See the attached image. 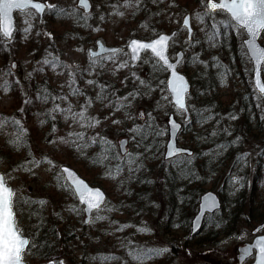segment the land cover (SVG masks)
<instances>
[{"label": "rangeland", "instance_id": "374dc122", "mask_svg": "<svg viewBox=\"0 0 264 264\" xmlns=\"http://www.w3.org/2000/svg\"><path fill=\"white\" fill-rule=\"evenodd\" d=\"M42 1L65 9L67 13H75V15H64V18L55 17L51 14V10L48 9L43 22L39 23V16L34 11L29 10L17 13V28L14 39L11 42H7L0 36V116L9 120L13 117L12 115L15 111V108L10 107L18 105L12 93L8 90L5 91L3 87L5 81L9 84L10 80L16 77L22 83H25V81H37L40 88L44 86V89H47L54 97H67L66 101L58 99L55 103L60 104L61 108H67L70 104L74 112H79L81 106L85 105L86 100L92 98L93 103L91 107L87 108L86 116L99 119L101 123L94 128H82L80 123L71 119L65 120L64 114L58 113L55 115L52 126L44 127L42 124V121L45 120L42 114L44 111H30L28 116L24 114V111H21L25 100L20 105L21 117L17 116L20 124L25 126L21 133L13 130L8 122L0 119V125H2L0 127V170L4 173L7 183L13 188L17 204L21 206L17 226L22 233L30 237L38 226V220L40 218H42L41 221L47 220L46 217L42 216V213L47 216V214L51 213V210L56 209L55 218H58L59 214L60 219H66L61 212L69 214V217H67L69 220L73 218L75 220L79 217L77 216V212H79L77 210V201L71 200L68 187H62L66 180L59 169L60 165L68 163L67 148L72 144L71 141L75 139L70 137L69 133L83 132L86 141H91L93 137L97 138V140H99L100 136L106 137L108 141L116 146V150L120 149L119 142L121 140H128V151H136V142L132 141L131 135L127 130L133 127L134 123H142L143 121L127 119L123 109L113 114L112 110L105 106L109 101L101 103L92 97L89 91L91 85L86 83L87 80L91 79L99 84L112 86V92L115 95L110 97L111 99L127 96L131 92L126 91L122 96L120 94L121 83L128 90L132 86L138 88L140 95L131 102V107L127 109V112L131 113L133 117L140 111L152 113L155 120L160 125L165 123L166 127L168 115L174 112L170 99L168 101L162 100V95L168 96L166 91L163 92L162 84L159 83L162 81L164 73L155 67V60L149 54H145L140 63L133 66L127 50L124 49V52L118 54L116 63L127 61L128 67L113 72L116 65L111 61H102L104 65L102 68L97 66L95 69H91L89 48L96 49L97 40H102L108 46L125 47L127 42L134 37L149 39L162 31L170 32L173 29H178L179 32L176 40L172 43L170 54L174 57L179 49H183L186 52V58L180 69L191 79L198 70L211 69L212 67L209 66H212L217 60L223 61L226 66L229 64L228 71L230 73L225 76L224 81L220 78L221 85L216 89L217 100L222 101L227 106L233 102L234 93H246L247 90H250L249 82L252 85L251 62L241 52L239 45L244 34L241 32L237 34L235 29H230L225 37L228 38L230 36L232 38L234 37L233 33H236V37L239 36V39L236 43H233L231 39L230 45L228 44V39L226 41L227 48L222 49L217 42L219 40L218 36L216 37L215 46L210 44L207 37V34L211 33L209 18L213 19L212 15L205 16L203 23L197 20L196 14L205 11L203 5L207 0H158L157 3H154L153 0H142L139 10L135 7H123L126 0H91L93 7L86 23L84 20L79 19L84 14L81 9L77 8V0ZM187 12L191 13L192 24L196 31L191 47L185 43L187 40L186 32L180 29L181 19ZM119 13H123V15ZM101 16L104 17L103 20L100 19ZM216 19L219 21L224 20L223 17H217ZM26 20L32 25L27 35L23 31L28 26L25 23ZM50 20L52 24L49 22ZM49 33L51 36L47 35ZM29 39L35 40V49L33 51L25 49L27 47L26 41ZM260 42L264 45V34L261 35ZM6 53L10 56L7 64L3 59ZM193 56H198L199 61H202V63H194L192 60ZM53 58H58L62 65L67 67L58 66L53 68L50 65H42L45 59L52 60ZM212 58H216V60L213 61ZM12 62L16 64L15 69H10ZM194 65H197L198 68H194ZM9 71L11 74L6 75ZM213 71L220 73L216 67L213 68ZM69 72L75 76L73 87L82 90L83 95L76 96L71 94V89L68 87V82L71 79ZM132 73H135L139 80L134 79ZM126 77L127 79H125ZM140 80H144L146 84H149L152 91L149 92L146 87L141 85ZM44 81L48 82V84H43ZM18 84L23 87L20 82ZM92 91L96 93V87ZM196 93L197 91L195 90L194 94ZM189 100L191 112H194L197 103L193 100L192 94ZM49 102L52 104V109L54 106L53 101L49 99ZM1 112H5V115H1ZM175 114L178 120L183 119V116L176 111ZM113 120H121L122 123L113 124ZM53 128H55V131H53ZM18 138L23 141L22 143L26 147L20 146L22 143L18 145L13 143ZM178 138L180 144L186 146L188 135L181 133ZM28 139L31 140L29 145L27 144ZM257 140L264 142V134L259 133ZM255 152H252L253 155L251 157L253 158H250L251 161L248 166L245 169L242 168L239 172L240 174L247 168L250 169L249 176L247 175L248 178H246L248 190L254 183ZM45 158L52 161L53 164L47 163ZM32 160L41 161V163L36 166L29 163ZM71 166L94 184L97 183L92 182L94 181L92 178H97L96 174L99 173L101 184L97 185L106 190L109 198L112 196L114 184L112 180L107 179L106 175L96 169H89L88 171L80 164ZM259 175L257 198L262 200L260 204L264 208V172L261 170ZM58 176L61 177L60 182L57 181ZM235 178L236 181L239 180L238 177ZM239 183L235 182L234 186L237 187ZM54 195L55 198H59L62 201L53 200L50 202V198L53 199ZM25 200H28L29 203H24ZM40 201H45L46 203L41 204L39 203ZM58 205L62 206V210H58ZM261 211H264V209ZM106 212L110 211L106 210ZM79 218L84 220V214ZM67 219L66 221H68ZM92 219L96 220V213ZM115 224L113 223L111 230H109L112 237L104 233V237L100 239V245L102 246L99 251L105 252L107 249L115 250L116 252L122 251L121 240L119 234L115 231ZM204 228L200 235H203L210 226H205ZM252 230V226L242 223L237 234L223 236L217 244L192 246L184 249L175 264H236L238 248L252 241L254 237L251 233ZM156 239L160 242L162 238ZM98 246L99 243L97 244ZM27 257L29 259L24 257L26 264H49V262H40L37 259L31 260L29 255ZM251 261L252 259L246 264ZM63 263L66 264L67 262L64 260Z\"/></svg>", "mask_w": 264, "mask_h": 264}, {"label": "trees", "instance_id": "16d2710c", "mask_svg": "<svg viewBox=\"0 0 264 264\" xmlns=\"http://www.w3.org/2000/svg\"><path fill=\"white\" fill-rule=\"evenodd\" d=\"M63 10L66 12L65 9ZM50 12L55 17L64 16L56 11L51 10ZM213 16L214 19L217 17L228 19L221 13L212 14ZM49 22L52 24L51 20ZM209 23L212 32L213 19L209 18ZM233 36L232 38L230 36L226 38L225 35L218 36L219 46L222 49L227 48L228 39V44L231 39L233 43H236L239 36L236 37V33H233ZM26 42L25 49L33 51L35 40L29 39ZM239 45L246 57L241 43ZM9 57L7 53L3 57L6 64ZM212 59L216 60V58ZM213 65L209 66L212 67L209 70H198L192 77L194 81L192 96L197 107L192 112L190 123L183 127V133L188 135L185 144L194 150L192 163L174 166L170 161L163 159L166 134L163 137L149 136L144 143L153 145V147L148 152H145L143 146L137 148L135 144L136 151L132 153H140L144 166L140 171L131 173L128 171L129 165L126 160L118 161L113 158L116 153H119L116 149L105 153L107 159L100 163L96 162V158L102 152L99 140L95 145L82 150L72 143L67 148V164H80L88 171L96 169L114 184L112 187L114 193L108 199V203L101 211L96 212V216H105L107 219L99 221L92 219L89 224H85L79 218L83 215L82 206L70 190L71 200L77 201L79 212L76 214L79 217L69 220L67 219L69 214L61 212L68 221L64 218L60 219L59 214L58 218H55L56 209L51 210L47 216L42 213L47 220L41 221L42 218L38 220V226L30 237L35 247H29L24 257L28 258L29 255L31 260L37 259L40 262H49V264H58L63 259L67 264H175L186 248L217 244L221 237L237 234L242 223L254 227L264 220V211H261L264 208L260 204L262 200L257 198L259 173L261 170L264 172V142L257 140L259 133L264 134V97L257 94L249 82L250 90L246 93L241 92L242 94L234 93L233 102L225 106L222 101L217 100L216 89L221 85V74L226 73L225 78L230 73L228 71L230 66L218 60ZM214 67L218 69L219 74L213 71ZM194 68L198 66L194 65ZM159 70L164 73L162 81H165V71ZM16 81H19L23 87ZM44 83L48 84L45 81ZM9 85L8 91L12 93L18 105L10 107L15 108L13 117L5 120L3 116H0L1 120H5L13 130L21 133L20 127L13 124L12 119L17 120V116L21 117L20 105L22 101L30 99L32 102L22 107L24 114L28 116L30 111H44L42 113L45 118L43 126H52L53 119L46 115L52 107L51 102L43 103L37 99L38 90H43L44 86L40 88L37 81L22 83L16 77L10 80ZM120 86L122 96L126 91L132 92L138 89L132 86L128 90L126 86L123 87V83ZM162 88L165 92V84ZM94 89L95 87L91 86L89 91L95 99L100 89L96 87V93L92 91ZM195 90L196 94H194ZM112 91V86L107 89L108 93H113ZM1 115H5V112H1ZM233 116L236 119H232ZM137 124H143V122ZM20 126L22 129L25 128L21 124ZM154 126L167 132L165 123L160 125L155 120ZM30 142L31 140L28 139L27 144L29 145ZM86 142L90 143V141ZM77 143L83 142L78 141ZM20 146L26 147L23 143ZM254 151H256L254 183L248 190L246 178L249 176L250 169L247 168L240 174L239 172L248 166ZM181 158L185 161L188 159V157ZM118 163L123 164V171L117 175L115 169ZM181 168H188L191 174L187 178H182ZM96 175L98 179L92 178L94 180L92 182L101 184L99 173ZM235 177L240 180L237 187L234 186ZM65 185L68 184L65 183ZM207 186L219 193L223 206L221 210L207 217L205 226H210V228L203 235L193 239L189 235L191 219L197 211L200 196L209 190ZM51 199L50 202L62 201L55 198V195ZM13 201L16 219H18L21 206L17 204L16 198H13ZM108 208L112 211L107 213ZM58 210H62V206L58 205ZM113 223H116L115 231L119 234L122 251L116 252L108 249L105 252L99 251L102 246L100 239L105 234L112 237L109 230ZM217 224L219 227L216 226ZM121 225L128 226L123 230H118ZM141 228L147 231H138ZM159 237L162 238L160 242L156 239ZM165 248L168 251L162 254H153L142 259L136 258L137 254L148 249Z\"/></svg>", "mask_w": 264, "mask_h": 264}, {"label": "snow or ice", "instance_id": "6c2138e0", "mask_svg": "<svg viewBox=\"0 0 264 264\" xmlns=\"http://www.w3.org/2000/svg\"><path fill=\"white\" fill-rule=\"evenodd\" d=\"M153 2L157 3L158 0H153ZM79 3L80 6L85 9V15L83 17H79V19L84 20L86 23L90 15V13H88L87 11L89 9V0H79ZM141 3L142 0H126L123 7H135L137 10H139V6L141 5ZM203 7L205 11L203 13L198 12L196 14L197 20L201 23H203L205 16H210L216 11L226 13L229 17L227 20H222L217 23L213 16L212 32L207 34L208 40L212 46H215L217 36H220L222 34L226 35L230 29H235L237 31V34H239L241 30L246 32L248 39L244 41V44L248 49L250 60L254 61L255 64V85L258 91L264 94V83H261V71L262 65H264V46H260L258 44L262 33H264V0H218V2L217 0H207V3H205ZM29 8L35 9L36 13L39 14H43L45 9L47 8L49 10L56 11L58 14H63L66 16L75 15V13L64 12L63 9H59L56 5L34 2V0H0V34H2L5 38H11L14 31L12 17L13 11H24ZM119 14L123 15V13ZM100 19L103 20L104 17L101 16ZM25 23L28 26L25 27L23 31L27 35V33L30 32L32 25L27 20L25 21ZM183 28L187 29L188 31V39L185 41V43L189 45V47H191L193 44V33L190 25V18L188 16H186L183 20ZM47 35L51 36L50 33ZM175 36L176 33L174 32L171 36L158 34L157 38L151 40L150 42L132 40L128 45V48L131 50V60L133 62L140 59L141 51L150 50L155 57V67L171 73L169 79L166 82V90L172 98L170 103L173 104L178 114L185 116L188 112V108L186 106V97H188L189 95V85L186 78L183 75H180L177 71L179 65L184 60V53L178 52L171 59L167 54L169 41L174 40ZM96 43L99 45L100 51L89 53L91 69H95L97 66L102 68L104 66L102 61H111L113 64H115L116 67L113 69V72L119 71L129 66L127 61H123L119 64L116 63L118 54L124 52V49L105 48L104 45L99 41H97ZM173 60L174 62H172ZM192 60L194 63H202V61H199L198 56H193ZM42 65H50L53 68H56L58 66L67 67L66 65H62L58 58H53L52 60L45 59L42 62ZM15 67L16 65L14 64L10 65V69ZM41 70L43 69L41 68ZM8 74H11L10 71L6 73V75ZM225 74L226 73L221 74L222 81ZM69 76L71 77V79L68 82V87L71 89V94L76 96L83 95L82 90L73 87V85L75 84L74 74L69 72ZM132 77L136 80H139V77H136L135 73H132ZM125 79H127V77ZM16 83H19V81H16ZM86 83L100 89L95 97V100H98L101 103H104V101H109V103H107L105 106L109 107L112 110L113 114L123 109L125 110L127 119H139L143 121V124L134 123L133 127L127 130L131 135L132 141L136 142L137 148L143 146L145 152H148L153 147V145L144 143L148 139V137H163L166 134L164 130L155 128V118L153 117L152 113H145L143 111H140L136 114L135 117H133L131 113L127 112V109L131 107V102L134 101L138 95H140L139 89L129 92L127 96L111 99L110 97L114 96L115 94L107 92V89L110 87V85H102L97 81L91 79L87 80ZM159 83L163 85L165 84V81H160ZM140 84L146 87L149 92L152 91L151 86L149 84H146L144 80H140ZM3 87L5 88V91H7L10 88V85L7 83V81H5ZM37 99L41 100L43 103H47L49 99L53 101V108L49 109L46 113V115L50 116L53 120H55L56 113H63L65 120L71 119L75 122H78L80 123V126L82 128H94L96 125L101 123L99 119L86 116L87 108L91 107L93 103L92 98H88L86 100L85 105L81 106V110L79 112H74L70 104L67 108H61L60 104L55 103V101L58 99L66 101L67 97H54L50 92L47 91V89L38 90ZM168 99V96L162 95V100L168 101ZM31 102L32 101L30 99H26L24 101L25 104H29ZM21 111H23V109H21ZM231 118L236 119L235 116ZM6 119L7 118H5V120ZM12 123L20 127V130L23 131L18 120H15L13 118ZM112 123L120 124L122 123V121L113 120ZM168 123L170 125V136L172 139L167 144L165 159L169 160L174 166L183 165L185 163L190 165L192 163V157L194 156V154L189 150H184L176 147L175 138L178 136L181 125L177 124L176 121L171 118L169 119ZM0 127H2V125H0ZM53 131H55V128H53ZM69 136L75 138L71 141V143L76 144V147L79 150L95 145L98 142L97 138L95 137L91 138L90 143L86 142L85 134L83 132L69 133ZM77 141L83 143H77ZM22 142L23 141L19 138L17 141H13V143H16L17 145ZM99 143L101 145L102 152L96 158V162L98 163L102 162L104 159H107L108 157L105 153L113 151L116 147L110 141H108L106 137L103 136L99 137ZM128 143V140L120 141L119 147L121 151L119 153H116L113 158L117 159L118 161L126 160L129 165L128 171L130 173L140 171L144 166L141 155L140 153L129 152L127 149ZM181 157H188V159L185 161ZM45 161L50 165L53 164V162L47 160V158H45ZM29 163L39 166L41 161L32 160L29 161ZM121 171H123V164L118 163L115 172L118 175ZM61 172L65 174V177L68 180L74 182V184H62V187H68L69 190L73 191L74 195L78 194L80 201L87 205V212L91 214L93 210H96L97 212L102 210V206H104L106 202L103 193L99 189H91L83 181L79 180V178L76 177L70 169L62 168ZM190 174L191 173L188 168L180 169V175L182 178H187V176ZM57 181H61L60 176L57 177ZM235 182L239 183V180ZM14 196V191L6 186L5 176L3 174H0V264H23V257L26 249H28L29 247H35V245L32 244L28 238L23 236L21 230L17 226L16 213L14 211ZM24 203H29V201L25 200ZM39 203L44 204L46 202L40 201ZM212 208H218V204L213 198L208 197L201 205L200 211L201 213H203L206 209L210 211ZM106 210L112 211L111 208H108ZM103 219H107V217L101 215L96 216L97 221ZM90 222L91 219L85 221V223ZM127 226L128 225H121L120 229L118 230H123V228ZM216 226L219 227V224H217ZM138 231H147V229L141 228L138 229ZM257 231H261V229H257ZM252 247L253 246H248L242 250L245 257L251 255ZM255 247L258 248L256 264H264V237H260L255 241ZM166 251H168V249L166 248L148 249L137 254L136 258L142 259L153 254L159 255ZM58 264H63V261H59Z\"/></svg>", "mask_w": 264, "mask_h": 264}, {"label": "water", "instance_id": "95a60500", "mask_svg": "<svg viewBox=\"0 0 264 264\" xmlns=\"http://www.w3.org/2000/svg\"><path fill=\"white\" fill-rule=\"evenodd\" d=\"M34 2L44 3V2L39 1V0H34ZM217 2H218V0H217ZM44 4H46V3H44ZM77 5H78L79 7H81V6H80V3H79V0H78V2H77ZM81 8H82V7H81ZM29 9H31V8H29ZM46 9H47V8H46ZM46 9H45V11H44L43 14H39V13H37V14L39 15V21H40V22H42V20H43V17H44V14H45V12H46ZM82 9H83V8H82ZM26 10H28V9H26ZM26 10H24V11H26ZM33 10H35V9H33ZM83 10H84V12H85V9H83ZM91 10H92V4H91V2H90V0H89V9L87 10L88 13H90ZM17 11H21V10H14L13 13H12V17H13V25H14V31H13V35H12V37H11V38H5V37L1 34V35L3 36V38H4L5 40H7V41H11V40H13L14 34H15V32H16L17 24H16V16H15V13H16ZM186 16H188V17L190 18V25H191L192 33H194V29H193V27H192V22H191V15H190V13H187V14L183 17L182 22H181V27H183V20H184V18H185ZM186 30H187V29H186ZM174 32L177 33V31L174 30V31H172V32H170V33L163 32V33H160V34L171 36L172 33H174ZM245 34H246V32H245ZM155 38H157V36L154 37V38H152V39H150V40L139 39V38H133V39H131V40L128 42V44H127V50H128V52H129V54H130V60H131V50L128 48V45L131 43L132 40L144 41V42H150L151 40H153V39H155ZM187 38H188V31H187ZM246 39H248L247 34H246V38L243 39V44H244V41H245ZM98 41H99L100 43H102V44L104 45L105 48H116V47H110V46L105 45L101 40H98ZM171 41H172V40L169 41V48H170V43H171ZM258 44H259L260 46H264V45H262L259 41H258ZM244 47H245V49H246V51H247V54H248V49H247V47H246L245 44H244ZM169 48H168V51H167V54H168V55H169ZM99 51H100V48H99V45H98V44H97V49H96V50H94V49H92V48L89 49V52H99ZM146 52H150V53H151L150 50L141 51V53H140V59L137 60V61H134V62L131 60V62H132L133 64H137V63H139L140 60H141V58H142V56H143V54L146 53ZM178 52H183V51H182V50H179ZM178 52H177V53H178ZM183 53H184V52H183ZM104 55H106V54H104ZM151 55L153 56L152 53H151ZM153 57H154V56H153ZM169 57H170V56H169ZM248 57H249V54H248ZM154 58H155V57H154ZM170 59H171V57H170ZM249 59H250V58H249ZM172 62H174V60H173ZM251 62H252V69H253V70H252V82H253V86H254L255 90H256L260 95L264 96V94L260 93V92L258 91V89L256 88V85H255V75H256V73H255V71H254L255 64H254V61L251 60ZM13 64L16 65L15 63H13ZM263 66H264V65H262V71H261V83H264V78H263ZM177 71H178V73H179L180 75H183V76L186 78V80H187V82H188V85H189V93H190V92H191V83H190V80L188 79V77H187L184 73H182V72L179 71V67H178ZM167 72H168V71H167ZM170 75H171V73L168 72V75H167V78H166V82H167V80L169 79ZM170 98H171V96H170ZM171 99H172V98H171ZM186 106H187V108H188V112H187V114L185 115L184 121H188L189 118H190V111H189V107H188V97H186ZM170 118H171V119H174V120L176 121V123H177V124H180L181 127H182V124L176 119L174 113H171V114L168 116V121H169ZM167 124H168V135H169V136H168V141H167V143H166V150H165V153H164V159H165V155H166V151H167V144H168L169 141L172 139L171 136H170V125H169L168 122H167ZM180 130H181V128H180ZM180 130H179V132H180ZM178 134H179V133H178ZM177 137H178V136H177ZM177 137L175 138V139H176V147H178V148H180V149H184V150H189V151L192 153V151H191L190 149H187V148H185V147H181V146L178 145ZM121 141H122V140H121ZM165 160H167V159H165ZM62 168L70 169L71 172L74 173L75 176L79 178V180L83 181V182H84L87 186H89L91 189H99V190L103 193L104 198H105V202H106L107 194H106V192L104 191L103 188H101V187H99V186H93V185H91V184H90L85 178H83V177H82V176H81V175H80V174H79L74 168H72V167L69 166V165H61V166H60V170H61ZM0 174H3V173L0 172ZM3 175H4V174H3ZM63 175H64V177H65V174H63ZM65 179L67 180V182H68L69 184H74L73 181L68 180L66 177H65ZM6 186L12 189V187L9 186L7 183H6ZM12 190H13V189H12ZM76 197H77V199L79 200V202L84 206V211H85V214H86V220H89L90 217H91V214H92L94 211H96V210H93L92 213L90 214L89 212L86 211V207H87V205H86L85 203H82V202L80 201V199H79V195H78V194H76ZM208 197L213 198V199L217 202V204H218V208H212L210 211L206 209L203 213H201V211H200V209H201V205L205 202V199L208 198ZM221 207H222V201H221L220 197L218 196V194H217L216 192H214V191H206L205 193H203V194L200 196V198H199V203H198V209H197V212H196L195 216L193 217V219H192V221H191V232H190V237H192V238L196 237V236L201 232V230H202V227H203V224H204V222H205L206 216H207V215H210V214H214L216 211L220 210ZM257 229H261V231L264 230V222H263L262 224L258 225V226L253 230L252 233L255 234V233L260 232V231H257ZM23 236H24V235H23ZM24 237H26V238L29 239V237H27V236H24ZM260 237H264V233H263V234H259V235H257L251 243H246L245 245H243L242 247H240V248L238 249L237 263H236V264H244L245 261H246L247 259H249L252 255H254V251H255V255H254V256H255V259H254V261H253L251 264H256V256H257V254H258V248L255 247V241H256L257 239H259ZM29 241H30V239H29ZM248 246H253V247H252V253H251L250 256L245 257V255H244V253H243L242 250H243L244 248L248 247ZM23 264H26L24 260H23Z\"/></svg>", "mask_w": 264, "mask_h": 264}]
</instances>
